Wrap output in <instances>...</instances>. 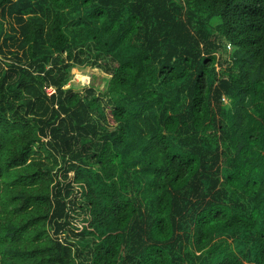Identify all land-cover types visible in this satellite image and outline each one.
<instances>
[{
	"label": "trees",
	"instance_id": "obj_1",
	"mask_svg": "<svg viewBox=\"0 0 264 264\" xmlns=\"http://www.w3.org/2000/svg\"><path fill=\"white\" fill-rule=\"evenodd\" d=\"M0 57V264H264V0H0Z\"/></svg>",
	"mask_w": 264,
	"mask_h": 264
},
{
	"label": "rangeland",
	"instance_id": "obj_2",
	"mask_svg": "<svg viewBox=\"0 0 264 264\" xmlns=\"http://www.w3.org/2000/svg\"><path fill=\"white\" fill-rule=\"evenodd\" d=\"M229 49L228 45H225V50L223 55L227 54V50ZM92 52L91 51H87L85 50L82 54H80V58L83 61V63L81 64H71V67L69 68V77H71V80H77V79H81L82 77V81L85 85L92 87L96 93L101 94L102 92H104L105 87H106V83H107V78L108 75H106L99 67V61L97 63H93V57H92ZM3 60L0 57V68H3ZM216 69H218L217 65H216ZM223 103L227 104L229 101L226 98H223ZM137 169H139L140 167H136ZM73 173L70 171L69 173H67V175L65 176V178L63 179L64 182H70V184L73 185V189H77V187H79L80 185H82L83 180L85 179L84 177H74V175H72ZM133 178L136 180H138L137 174H135L133 176ZM78 190V189H77ZM78 196L75 197L76 200V204H75V213H73L72 215V221L79 223V220L81 217L84 216V211L79 210L78 204L83 202V194L82 192L84 191L83 188H81V190H78ZM82 194V195H81ZM73 195H75V192L73 191ZM69 238V237H68ZM220 240H226L227 244H230V246H232V237L230 235V233L228 232L227 234L223 235L220 237ZM91 239L90 238H85V241H81L78 243V248H79V253L82 259H86L88 260V262H90V255H89V248L91 246ZM234 244V243H233Z\"/></svg>",
	"mask_w": 264,
	"mask_h": 264
},
{
	"label": "built area",
	"instance_id": "obj_3",
	"mask_svg": "<svg viewBox=\"0 0 264 264\" xmlns=\"http://www.w3.org/2000/svg\"><path fill=\"white\" fill-rule=\"evenodd\" d=\"M46 91L48 92V93H51V92H53L54 90L52 89V88H46Z\"/></svg>",
	"mask_w": 264,
	"mask_h": 264
}]
</instances>
